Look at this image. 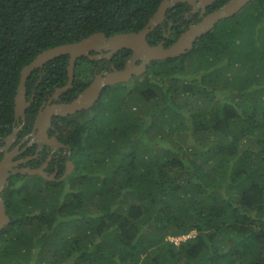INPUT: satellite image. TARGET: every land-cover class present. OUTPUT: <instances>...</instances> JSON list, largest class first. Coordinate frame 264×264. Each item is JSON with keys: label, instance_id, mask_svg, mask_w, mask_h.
Masks as SVG:
<instances>
[{"label": "trees", "instance_id": "16d2710c", "mask_svg": "<svg viewBox=\"0 0 264 264\" xmlns=\"http://www.w3.org/2000/svg\"><path fill=\"white\" fill-rule=\"evenodd\" d=\"M161 1L0 0V137L14 127L20 71L38 53L95 32H137ZM186 7L167 9L169 20ZM181 25L174 23L165 47ZM166 31L167 23L156 25L148 43ZM130 54L117 51L116 68ZM67 60L34 70L27 93L64 85ZM83 63L87 71L75 66L68 100L92 76L95 63ZM109 95L64 118L70 179L38 176L30 187L10 178L0 264H264V0H249L189 52L152 61ZM40 101L27 109L31 119ZM191 231L177 244L169 240Z\"/></svg>", "mask_w": 264, "mask_h": 264}, {"label": "water", "instance_id": "95a60500", "mask_svg": "<svg viewBox=\"0 0 264 264\" xmlns=\"http://www.w3.org/2000/svg\"><path fill=\"white\" fill-rule=\"evenodd\" d=\"M216 0H162L149 18L146 25L137 32L118 33L112 36H106L103 32H95L82 38L79 41L57 45L44 49L38 53L28 64L24 65L20 71V77L16 94L14 98V117L16 120L24 119L25 109L29 102H26L25 82L28 76L36 69L42 68L50 60L68 55L67 62V82L61 87H57L51 99H56L60 94L67 91L72 86L75 61L77 58L85 56L92 59L111 58L112 55L121 50L128 49L131 51L130 58L121 69H113L103 74H97L94 79L83 88L73 99L67 103L50 104L39 112L35 118L34 128H39L44 134L45 127L51 122L53 116H67L76 112L89 109L100 97L104 87H108L119 82L128 81L133 76H140L146 71L148 65L152 61H160L178 57L192 49L194 41L211 30L220 20L230 17L237 13L249 0H227L216 9L201 16L200 21L191 24L183 31L177 39L168 46H164L165 39L168 38L169 30L164 35V40L155 45L148 43L147 34L158 24H160L165 16L167 9L173 7L177 3H188L193 6V10L197 8L205 10ZM105 51V52H102ZM90 51H95L99 55H91ZM139 61V63H136ZM17 129L13 134L8 136L14 137ZM6 148V147H5ZM4 149V148H3ZM17 153L16 148L0 160V230L10 223V217L6 213L4 199L1 192L6 184L7 177L14 172L11 157ZM22 174L41 175L48 178L41 168L23 167L15 170ZM65 177V175H63Z\"/></svg>", "mask_w": 264, "mask_h": 264}, {"label": "flooded vegetation", "instance_id": "af4514ba", "mask_svg": "<svg viewBox=\"0 0 264 264\" xmlns=\"http://www.w3.org/2000/svg\"><path fill=\"white\" fill-rule=\"evenodd\" d=\"M185 4H187V7L185 8V10H183L180 13V15L176 14L174 17V20H178V21L173 22L172 20H169L168 18V16L174 12L166 13L164 20L159 24L160 28L164 29L165 23H167V31L162 34V40H164V35L168 32L169 29L171 30L174 23L175 24L181 23L182 24L181 28L182 29L184 28L186 30L191 24H194L200 21L201 16L204 14H207L208 8H210L212 5L210 4L209 6H206L205 10L202 11V9L200 8L193 10L192 5L188 3H185ZM184 29L183 31H185ZM170 30H169V33H170ZM150 32H152V30ZM164 46H165V43H164ZM102 52H105V51L102 50ZM89 54L99 55V53L95 51H90ZM84 57L85 56L79 57L75 61V66L76 67L77 65H79V67L83 66L84 68L83 70L86 69L85 67L86 65L84 63L81 64V59H83ZM112 57L109 59L98 58V59H92V60L88 58L90 61L94 62L95 65L92 67V65L88 63L89 66L92 67V76L89 79H87V77L84 79V81H87L86 86L94 79V77L97 74H103L105 72L112 71L113 69H121V68H116V66L112 62ZM129 58H130V55L123 61L122 68L124 67L127 60H129ZM136 63H139V61H137ZM43 74H44L43 71L40 72L39 79L36 82L37 84L40 82V79L42 78ZM74 79H75V75L73 74V81ZM73 81H72V85H73ZM56 88L57 87H54L53 88L54 90L50 94H44V95L42 94L41 96H37L35 94L34 89L30 90L29 93H27L26 91V94H25L26 102H29V104L25 109L24 119L20 118L19 120H16L14 117V120H13L14 127L12 128L11 132L5 137H0V152H1L0 160H2L5 157V155L10 154L15 148L17 151V153L11 157V162L14 163V165L12 166V170L14 172H12L6 179V184L3 188V191L1 192V196L3 197V199H4V190L6 189V186L11 177L15 176L16 182L22 183L23 180L22 179L18 180V177L24 178L25 176H32L28 174H22L19 172H15V170L17 169H20L23 167H29L32 169L41 168L46 173V176L48 178H44L41 175H33V176H40L44 180H47L50 182H57V183L65 181L68 178V176L72 174L75 170V162L73 159V153H74L73 149L71 145L66 142L60 129L62 128L61 126H62L63 121L65 120L64 118H75L74 116L78 113L76 112L72 115H67V116H53L49 126L47 125L45 127L44 134L41 133L39 128H34V122H35L36 116L38 115L39 112H42L46 106L50 104L67 103L70 101L68 100V95L66 94V91L60 94L56 99H51ZM106 88L107 87H104L102 93L100 94V97H99L100 99H101V95H103ZM36 97L41 99V101L39 102L36 109L34 110L33 118L31 119V117L27 116L26 111L32 105L33 100ZM99 98L97 101L100 100ZM92 107L86 110H90ZM69 116H72V117H69ZM28 123H32L30 130L27 131L26 133H22L24 130L23 129L24 126L29 127ZM14 129H17L14 137H10L8 139V136L13 134ZM63 175H65V177H63Z\"/></svg>", "mask_w": 264, "mask_h": 264}, {"label": "rangeland", "instance_id": "374dc122", "mask_svg": "<svg viewBox=\"0 0 264 264\" xmlns=\"http://www.w3.org/2000/svg\"><path fill=\"white\" fill-rule=\"evenodd\" d=\"M137 77H139V76H137ZM137 77L136 76H133L128 81L119 82L117 84L108 86L106 88L105 92L103 93V95H101V101L104 100V98H105V96L107 94H110L109 96L115 95V90H118V88L119 89H122L124 87H128L129 84H133L134 83V79H136ZM128 82H130V83H128ZM131 103H132V101H131ZM74 158H75V160L77 159L75 156H74ZM70 175H73V174H70ZM18 178H20V177H18ZM68 179H70V177ZM22 180H23L22 183L28 184L30 187L31 186H36L37 184H39L41 182V180H40V178L38 176H27V178H22ZM193 233H194V231H191L190 233L186 234V237L189 236V235H191V234H193ZM174 238H175L176 242L178 243L179 239L180 238H183V237H178V238L177 237H174ZM169 240L171 241V238H169ZM177 243H175V244H177Z\"/></svg>", "mask_w": 264, "mask_h": 264}, {"label": "built area", "instance_id": "2783aa9c", "mask_svg": "<svg viewBox=\"0 0 264 264\" xmlns=\"http://www.w3.org/2000/svg\"><path fill=\"white\" fill-rule=\"evenodd\" d=\"M182 237L185 238L186 236H182ZM170 238H171V241H174L175 243H177L174 237H170Z\"/></svg>", "mask_w": 264, "mask_h": 264}, {"label": "clouds", "instance_id": "9594fccd", "mask_svg": "<svg viewBox=\"0 0 264 264\" xmlns=\"http://www.w3.org/2000/svg\"><path fill=\"white\" fill-rule=\"evenodd\" d=\"M214 10V9H213Z\"/></svg>", "mask_w": 264, "mask_h": 264}]
</instances>
